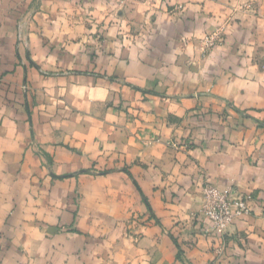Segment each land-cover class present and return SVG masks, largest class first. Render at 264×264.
Here are the masks:
<instances>
[{
	"label": "crops",
	"instance_id": "0c3cea01",
	"mask_svg": "<svg viewBox=\"0 0 264 264\" xmlns=\"http://www.w3.org/2000/svg\"><path fill=\"white\" fill-rule=\"evenodd\" d=\"M0 264H264V0H0Z\"/></svg>",
	"mask_w": 264,
	"mask_h": 264
},
{
	"label": "built area",
	"instance_id": "2783aa9c",
	"mask_svg": "<svg viewBox=\"0 0 264 264\" xmlns=\"http://www.w3.org/2000/svg\"><path fill=\"white\" fill-rule=\"evenodd\" d=\"M222 42L219 30L203 39L204 50ZM204 192L203 214L211 221V230L217 233H226L233 222L249 207L244 197L232 189L221 190L213 184H207Z\"/></svg>",
	"mask_w": 264,
	"mask_h": 264
}]
</instances>
